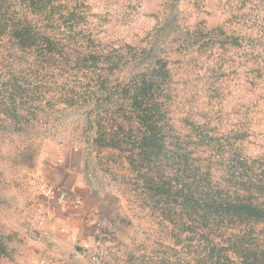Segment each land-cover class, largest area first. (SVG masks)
<instances>
[{"label": "rangeland", "instance_id": "rangeland-1", "mask_svg": "<svg viewBox=\"0 0 264 264\" xmlns=\"http://www.w3.org/2000/svg\"><path fill=\"white\" fill-rule=\"evenodd\" d=\"M152 69L171 145L148 163L127 86ZM149 177L264 202V0H0V264L83 259L84 220L96 264H264L263 218L207 229ZM76 178L103 213L64 234L50 198Z\"/></svg>", "mask_w": 264, "mask_h": 264}, {"label": "trees", "instance_id": "trees-1", "mask_svg": "<svg viewBox=\"0 0 264 264\" xmlns=\"http://www.w3.org/2000/svg\"><path fill=\"white\" fill-rule=\"evenodd\" d=\"M32 27L27 29L25 33H20V37H25L30 43L31 48L36 46V41L40 40L36 37L40 36L45 44L44 51L55 54L64 52L65 47L59 39H56L50 33H44ZM101 56L104 57L107 55ZM92 57L93 55L89 56L88 59ZM157 75L159 73L152 69L149 77L144 76L145 78L142 81L136 80L133 83L131 81V85L127 86V89L132 85L136 88L137 95L134 99L139 101L138 104L141 105L140 111L137 114L145 127L144 132H139V135H136L140 148H138L139 153L136 156L148 163H150L153 157L160 158L162 153L167 150V147L171 145L168 142V138L165 137L164 124L162 125L163 121L160 117L161 105L156 100L160 96L161 90L163 91L157 83ZM132 156L134 155L132 154ZM147 173L149 175V171ZM163 178V176L158 177L159 180ZM148 180L154 184V188L156 186L159 194L164 195L163 198L175 197L176 199L174 201L177 203L176 208L183 207L187 210L186 212L191 211L192 217L199 216L207 229L221 226L222 221L226 217H229L228 221L230 223L239 217H243L244 220L264 219V202H254L249 198L241 197L239 194L235 195L232 191L224 193L222 187L212 182L210 177L196 188L177 186L175 193L173 192L174 187L170 183V180L167 182L164 181L161 184H156L155 179L151 177ZM180 198L182 199L177 201Z\"/></svg>", "mask_w": 264, "mask_h": 264}, {"label": "crops", "instance_id": "crops-1", "mask_svg": "<svg viewBox=\"0 0 264 264\" xmlns=\"http://www.w3.org/2000/svg\"><path fill=\"white\" fill-rule=\"evenodd\" d=\"M83 183L84 181L81 178H76L74 181L69 179L68 183H65L62 186H60V184L58 183L57 187H55L56 189L54 190L52 197L50 198L52 203V210L55 211L54 209H56L57 211L61 212L60 218H62V220L59 219V221H63V224L65 225V228L63 229V231H65L64 234L66 233V231L72 232L71 224L74 223V220H76L74 218L76 216H79V214H76V211H79L81 209L84 212L91 211L96 215L95 220L97 219V214L101 216L100 214L103 211L101 210V206L99 205V200L101 199H99L97 195L94 197L91 196L89 192L84 190L82 187ZM76 192H78V197L76 199H73L74 196H76ZM54 216L59 217L56 212L54 213ZM83 222H85L83 223L85 225V230L83 229V227L79 226V223H77L80 228L76 230L77 237L74 238L76 239V241H74V243L72 241V243L68 244L67 246L69 247L67 248L72 249L77 244L78 248L80 246L82 250H87L86 257L78 260L75 259V256H71L67 261L64 260L63 262L58 264H91V258L93 256V252H95L92 248H94L96 240V236L93 237L92 235L96 233L97 228L96 226H92V222L90 221L84 220ZM92 227L94 228V231Z\"/></svg>", "mask_w": 264, "mask_h": 264}, {"label": "built area", "instance_id": "built-area-1", "mask_svg": "<svg viewBox=\"0 0 264 264\" xmlns=\"http://www.w3.org/2000/svg\"><path fill=\"white\" fill-rule=\"evenodd\" d=\"M42 190L45 194L50 195L52 193V191L46 187H42ZM100 259V253H98L97 251L93 254L91 261H93V264H96L99 262Z\"/></svg>", "mask_w": 264, "mask_h": 264}]
</instances>
